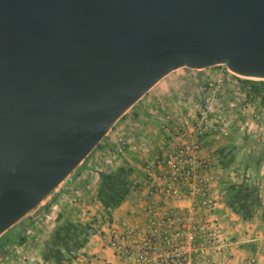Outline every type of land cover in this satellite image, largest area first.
<instances>
[{"label": "water", "instance_id": "95a60500", "mask_svg": "<svg viewBox=\"0 0 264 264\" xmlns=\"http://www.w3.org/2000/svg\"><path fill=\"white\" fill-rule=\"evenodd\" d=\"M264 81V0H0V236L178 69Z\"/></svg>", "mask_w": 264, "mask_h": 264}, {"label": "crops", "instance_id": "0c3cea01", "mask_svg": "<svg viewBox=\"0 0 264 264\" xmlns=\"http://www.w3.org/2000/svg\"><path fill=\"white\" fill-rule=\"evenodd\" d=\"M140 107L127 111L68 179L0 236V264H122L107 241L127 229L139 236L148 233L143 167L162 157L167 141L163 119L140 121ZM218 139H203L201 150L213 166L214 218L228 244L217 264H264V157L257 159L231 137ZM245 178L257 183L258 201L248 203V217L225 202L224 188L247 184ZM115 198H121L117 205ZM188 206L186 200L175 204L180 211Z\"/></svg>", "mask_w": 264, "mask_h": 264}, {"label": "built area", "instance_id": "2783aa9c", "mask_svg": "<svg viewBox=\"0 0 264 264\" xmlns=\"http://www.w3.org/2000/svg\"><path fill=\"white\" fill-rule=\"evenodd\" d=\"M163 123V155L143 167L148 233L127 229L110 236L107 246L122 264H217L228 244L214 218L213 166L201 156L202 140L213 126L210 98L193 101L178 118L166 115ZM183 200L189 206L180 211L175 204Z\"/></svg>", "mask_w": 264, "mask_h": 264}, {"label": "rangeland", "instance_id": "374dc122", "mask_svg": "<svg viewBox=\"0 0 264 264\" xmlns=\"http://www.w3.org/2000/svg\"><path fill=\"white\" fill-rule=\"evenodd\" d=\"M242 80L259 81L233 75L223 66L198 71L178 69L158 82L128 110L127 115L141 106L140 121L143 122L153 123L156 118L164 119L166 115L178 118L188 112L193 101L208 97L211 101L213 126L204 139L221 140L231 137L246 145V149L257 157L260 152H264V96L247 93L241 84ZM122 118L115 123L112 132L123 121ZM81 165L82 163L78 167ZM76 170L77 168L70 176ZM33 211L23 219L29 217ZM15 231L12 230L10 235L13 236Z\"/></svg>", "mask_w": 264, "mask_h": 264}, {"label": "trees", "instance_id": "16d2710c", "mask_svg": "<svg viewBox=\"0 0 264 264\" xmlns=\"http://www.w3.org/2000/svg\"><path fill=\"white\" fill-rule=\"evenodd\" d=\"M241 84L245 87L247 93H250L251 95L264 96V81L242 80ZM100 143L97 145V147L95 149H97L100 146ZM88 156L84 159L83 162H85V160L88 158ZM263 157H264V152H260V154L256 158L259 159V158H263ZM224 189L226 192V201H225L226 205L229 208H231L233 210V212H235L236 214H240L243 217H248L251 214V209L248 207V203L258 201L257 196L255 195V190L257 189L256 186L247 185L245 183H242L241 185H238V186H229L228 185ZM119 196L123 197L122 194H120ZM120 199L121 198H115L114 199L115 205L118 204ZM22 240L23 239H20L18 241V245L22 244Z\"/></svg>", "mask_w": 264, "mask_h": 264}]
</instances>
